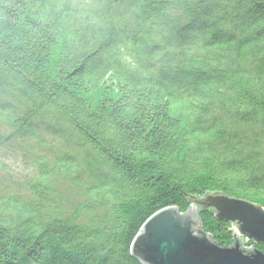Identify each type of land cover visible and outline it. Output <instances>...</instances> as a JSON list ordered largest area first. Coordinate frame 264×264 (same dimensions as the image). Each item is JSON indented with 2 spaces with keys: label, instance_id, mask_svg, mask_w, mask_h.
<instances>
[{
  "label": "trees",
  "instance_id": "trees-1",
  "mask_svg": "<svg viewBox=\"0 0 264 264\" xmlns=\"http://www.w3.org/2000/svg\"><path fill=\"white\" fill-rule=\"evenodd\" d=\"M93 3L0 0V170L11 146L26 171L0 187V264H143L161 209L264 206V0Z\"/></svg>",
  "mask_w": 264,
  "mask_h": 264
},
{
  "label": "water",
  "instance_id": "water-1",
  "mask_svg": "<svg viewBox=\"0 0 264 264\" xmlns=\"http://www.w3.org/2000/svg\"><path fill=\"white\" fill-rule=\"evenodd\" d=\"M191 200L197 211L171 206L150 216L133 241V255L143 264H264L255 246L264 244V206L224 192ZM207 208L233 224L232 245L221 246L204 230L200 213Z\"/></svg>",
  "mask_w": 264,
  "mask_h": 264
},
{
  "label": "rangeland",
  "instance_id": "rangeland-1",
  "mask_svg": "<svg viewBox=\"0 0 264 264\" xmlns=\"http://www.w3.org/2000/svg\"><path fill=\"white\" fill-rule=\"evenodd\" d=\"M88 5H93V0H83ZM3 151H6L7 154H9V158L3 160V162H8L7 172H4L0 170V184L2 187V190L6 192H14L22 190V188L26 185V174H25V168L22 164H19L16 158L22 159L24 157V152L19 151V149H16L15 151L12 150L11 146H6ZM12 161L14 163H12ZM76 190V189H75ZM63 193V191H61ZM201 197V196H199ZM203 197V196H202ZM68 206H71L70 203H68ZM197 205L192 202L190 209L197 211Z\"/></svg>",
  "mask_w": 264,
  "mask_h": 264
},
{
  "label": "bare ground",
  "instance_id": "bare-ground-1",
  "mask_svg": "<svg viewBox=\"0 0 264 264\" xmlns=\"http://www.w3.org/2000/svg\"><path fill=\"white\" fill-rule=\"evenodd\" d=\"M197 228H199V227L197 226Z\"/></svg>",
  "mask_w": 264,
  "mask_h": 264
}]
</instances>
